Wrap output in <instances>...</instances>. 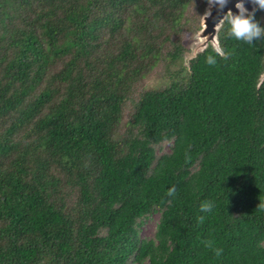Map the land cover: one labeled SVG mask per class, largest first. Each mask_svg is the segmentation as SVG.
Listing matches in <instances>:
<instances>
[{"label": "trees", "instance_id": "16d2710c", "mask_svg": "<svg viewBox=\"0 0 264 264\" xmlns=\"http://www.w3.org/2000/svg\"><path fill=\"white\" fill-rule=\"evenodd\" d=\"M192 1L0 0V264H264L261 8Z\"/></svg>", "mask_w": 264, "mask_h": 264}, {"label": "water", "instance_id": "95a60500", "mask_svg": "<svg viewBox=\"0 0 264 264\" xmlns=\"http://www.w3.org/2000/svg\"><path fill=\"white\" fill-rule=\"evenodd\" d=\"M238 6L242 7L243 10L239 11ZM204 8L201 28L195 35L196 41L190 45L189 54L191 57L201 51L208 43L214 49L219 50L217 31L226 17L236 27L247 26L248 19L245 14L248 12L247 10H254V0H208Z\"/></svg>", "mask_w": 264, "mask_h": 264}, {"label": "rangeland", "instance_id": "374dc122", "mask_svg": "<svg viewBox=\"0 0 264 264\" xmlns=\"http://www.w3.org/2000/svg\"><path fill=\"white\" fill-rule=\"evenodd\" d=\"M203 0H194L191 2V4L187 7V13H185L186 17H189L188 21V27L195 29V26H197L195 32L190 36L191 40L188 44V50L184 52L183 58H184V63L186 64L188 59L191 57L189 54L191 51L190 45L196 41L195 35L197 34L198 30L201 28V17L202 14L205 10V3L203 4L202 11H200V5L202 4ZM257 5L254 4V9L257 7L261 8V13H260V21L262 22L263 25V30H264V0H257L256 1ZM246 12L247 15L250 13H253L255 10H247ZM190 35V33L188 34ZM159 214L157 212H153L149 215V217L143 222V224L140 227V236L142 237H149L152 235L153 230L155 228V225L158 221Z\"/></svg>", "mask_w": 264, "mask_h": 264}, {"label": "clouds", "instance_id": "9594fccd", "mask_svg": "<svg viewBox=\"0 0 264 264\" xmlns=\"http://www.w3.org/2000/svg\"><path fill=\"white\" fill-rule=\"evenodd\" d=\"M207 1H208V0H207ZM207 1H206V2H207ZM205 4H206V3H205ZM254 4H255V0H254ZM254 10H256V9H254ZM254 12H255V11H254ZM254 12H253V13H254ZM253 13H250L249 15L245 14L246 17H247V19H248V23H249V16L252 15ZM225 19H228V17H226ZM225 19H224V20H225ZM224 20H223V21H224ZM223 21H222V22H223ZM228 21H229V20H228ZM221 24H222V23H221ZM263 33H264V30H263Z\"/></svg>", "mask_w": 264, "mask_h": 264}, {"label": "bare ground", "instance_id": "6f19581e", "mask_svg": "<svg viewBox=\"0 0 264 264\" xmlns=\"http://www.w3.org/2000/svg\"><path fill=\"white\" fill-rule=\"evenodd\" d=\"M239 6H240V5H239ZM239 6H238V8H239V11H242V10H243V8H242V7H239Z\"/></svg>", "mask_w": 264, "mask_h": 264}]
</instances>
